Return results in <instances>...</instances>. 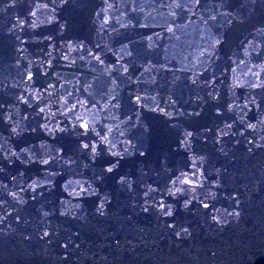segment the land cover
Listing matches in <instances>:
<instances>
[{
  "label": "water",
  "instance_id": "water-1",
  "mask_svg": "<svg viewBox=\"0 0 264 264\" xmlns=\"http://www.w3.org/2000/svg\"><path fill=\"white\" fill-rule=\"evenodd\" d=\"M0 264H264V0H0Z\"/></svg>",
  "mask_w": 264,
  "mask_h": 264
},
{
  "label": "snow or ice",
  "instance_id": "snow-or-ice-1",
  "mask_svg": "<svg viewBox=\"0 0 264 264\" xmlns=\"http://www.w3.org/2000/svg\"><path fill=\"white\" fill-rule=\"evenodd\" d=\"M81 126L84 127L85 129H87V127H88L86 123L82 124ZM109 171H111V169H109ZM205 207H207V205H205Z\"/></svg>",
  "mask_w": 264,
  "mask_h": 264
}]
</instances>
